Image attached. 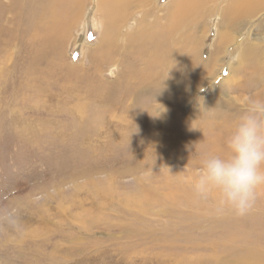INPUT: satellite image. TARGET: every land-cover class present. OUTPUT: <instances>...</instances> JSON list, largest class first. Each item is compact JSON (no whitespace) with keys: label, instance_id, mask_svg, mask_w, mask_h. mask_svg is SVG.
<instances>
[{"label":"rangeland","instance_id":"rangeland-1","mask_svg":"<svg viewBox=\"0 0 264 264\" xmlns=\"http://www.w3.org/2000/svg\"><path fill=\"white\" fill-rule=\"evenodd\" d=\"M117 2L0 0V264H264V188L192 187L264 97V2Z\"/></svg>","mask_w":264,"mask_h":264},{"label":"clouds","instance_id":"clouds-1","mask_svg":"<svg viewBox=\"0 0 264 264\" xmlns=\"http://www.w3.org/2000/svg\"><path fill=\"white\" fill-rule=\"evenodd\" d=\"M228 156L208 153L200 158L193 182L197 199L217 195L216 211L244 216L254 208L264 188V97H249L234 131L228 136ZM9 225L15 223L11 216Z\"/></svg>","mask_w":264,"mask_h":264},{"label":"bare ground","instance_id":"bare-ground-1","mask_svg":"<svg viewBox=\"0 0 264 264\" xmlns=\"http://www.w3.org/2000/svg\"><path fill=\"white\" fill-rule=\"evenodd\" d=\"M116 1H118L116 4H115V6H113L111 9L112 10H116V8H117V6H118V4H119V2H122L123 0H116ZM255 2L256 3H262V2H264V0H255ZM140 5H141V3H140ZM138 5L136 4V1H135V4H134V7L132 8V9H134L135 7H137ZM119 7V6H118ZM118 9V8H117ZM128 9H129V7H128ZM230 13L229 12H226L225 13V15H231V16H234V15H236L237 13H240V10H239V8H237L235 5H232L230 8ZM180 12H181V14L184 12V11H182V9L181 10H178V11H175V13H173V14H175V16H177L178 14H180ZM123 15H124V12H121ZM228 13V14H227ZM108 15V14H107ZM106 15V16H107ZM123 22H125V21H123ZM123 27V26H122ZM166 58H168V57H166ZM164 59V58H163ZM157 60V59H156ZM165 60V59H164ZM158 61V60H157ZM166 68V67H165ZM153 74V73H152ZM152 76H154V75H152ZM154 79V78H153ZM156 79V78H155ZM157 82V81H156ZM167 84V83H166Z\"/></svg>","mask_w":264,"mask_h":264}]
</instances>
